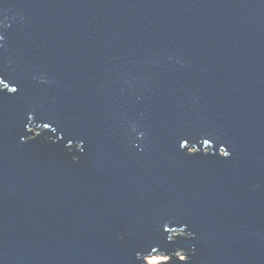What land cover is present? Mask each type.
Here are the masks:
<instances>
[{
	"label": "water",
	"instance_id": "water-1",
	"mask_svg": "<svg viewBox=\"0 0 264 264\" xmlns=\"http://www.w3.org/2000/svg\"><path fill=\"white\" fill-rule=\"evenodd\" d=\"M0 35V264H264V0H0Z\"/></svg>",
	"mask_w": 264,
	"mask_h": 264
},
{
	"label": "snow or ice",
	"instance_id": "snow-or-ice-1",
	"mask_svg": "<svg viewBox=\"0 0 264 264\" xmlns=\"http://www.w3.org/2000/svg\"><path fill=\"white\" fill-rule=\"evenodd\" d=\"M0 40H3V36L2 35H0ZM3 82H4V80L2 78H0V83H3ZM5 88H7L8 92H10V93H17V91H18V87H8V84H5ZM2 92L3 91H0V93H2ZM28 119L29 120L31 119L30 115L28 116ZM49 126H50L49 123H44V128H48ZM53 130H55V129H53ZM181 140H183V143L180 142L179 143V147L183 148L185 145H187L188 140L187 139H181ZM205 142H207V141H205ZM80 151H83V148H81ZM224 156L225 157H229L230 156V152L226 151L224 153ZM76 159H78V158H76ZM153 250H155V249H153ZM158 264H162V261H159Z\"/></svg>",
	"mask_w": 264,
	"mask_h": 264
},
{
	"label": "clouds",
	"instance_id": "clouds-1",
	"mask_svg": "<svg viewBox=\"0 0 264 264\" xmlns=\"http://www.w3.org/2000/svg\"><path fill=\"white\" fill-rule=\"evenodd\" d=\"M36 135H40V133H36ZM23 139V138H22ZM29 139H31V137H29ZM75 159V157H74ZM181 249H177L176 250V255L178 256L179 260L184 261L185 260V256L180 254ZM146 264H158L159 261H161L162 259H165L163 257H156V256H150V257H146Z\"/></svg>",
	"mask_w": 264,
	"mask_h": 264
},
{
	"label": "rangeland",
	"instance_id": "rangeland-1",
	"mask_svg": "<svg viewBox=\"0 0 264 264\" xmlns=\"http://www.w3.org/2000/svg\"><path fill=\"white\" fill-rule=\"evenodd\" d=\"M154 256H156V257H163V258H165L164 256H159V255H154ZM162 260H164V259H162ZM162 260H161V261H162Z\"/></svg>",
	"mask_w": 264,
	"mask_h": 264
}]
</instances>
